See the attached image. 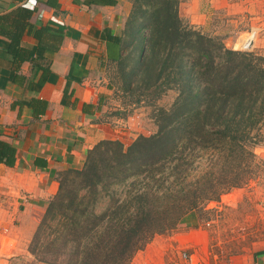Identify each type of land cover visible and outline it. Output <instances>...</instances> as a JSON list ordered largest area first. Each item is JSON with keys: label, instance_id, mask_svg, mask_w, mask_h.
I'll list each match as a JSON object with an SVG mask.
<instances>
[{"label": "trees", "instance_id": "obj_1", "mask_svg": "<svg viewBox=\"0 0 264 264\" xmlns=\"http://www.w3.org/2000/svg\"><path fill=\"white\" fill-rule=\"evenodd\" d=\"M181 1H132L128 42L139 56L118 60L120 89L159 99L174 86L178 96L169 108L156 109L155 134L128 146L100 141L80 169L59 174L58 192L29 248L39 261L50 254L65 255L67 264H129L155 236L180 228L201 205L252 180L249 169L259 164L253 149L264 136L263 59L226 49L184 22ZM32 14L26 7L0 14L7 79L20 88H31L20 73L25 62L41 71L36 85L45 83L44 53L56 52L64 37L59 27L31 24ZM24 35L38 42L34 49L22 46ZM26 106L38 116L47 104L32 98ZM15 155L0 141V164L12 167ZM43 229L51 238L39 245Z\"/></svg>", "mask_w": 264, "mask_h": 264}, {"label": "crops", "instance_id": "obj_2", "mask_svg": "<svg viewBox=\"0 0 264 264\" xmlns=\"http://www.w3.org/2000/svg\"><path fill=\"white\" fill-rule=\"evenodd\" d=\"M240 2L183 0L178 14L201 29L213 12L229 10ZM17 7L33 10L30 23L34 26L59 27L64 37L56 52L44 53L49 73L41 87L36 85L41 71L35 73L29 62L21 65L20 73L31 82V88L8 81L10 63L5 40L0 37V141L16 150L12 167L0 164V224L7 226L11 235L12 257L16 249L11 242L14 237L27 242L33 235L48 202L58 192L62 171L80 169L87 151L100 141L118 140L127 146L140 130V117L132 111L135 105L121 102L113 84L118 60L125 62L130 53L136 61L139 56L128 42L132 0H114L113 4L99 0H0V14ZM37 43L28 35L21 42L27 49H34ZM32 98L46 102L42 115H34L26 106ZM185 236L178 232L154 239L130 264H163L173 246L190 245L184 242ZM166 241L173 244L166 246ZM231 264H264V247Z\"/></svg>", "mask_w": 264, "mask_h": 264}, {"label": "rangeland", "instance_id": "obj_3", "mask_svg": "<svg viewBox=\"0 0 264 264\" xmlns=\"http://www.w3.org/2000/svg\"><path fill=\"white\" fill-rule=\"evenodd\" d=\"M197 30L221 42L226 49L247 52L262 58L264 66V0H241L237 7L215 11L206 26ZM250 39L252 47L245 49L244 46ZM113 84L118 90L117 95L121 102H131V105H135L132 111L137 112L140 117V130L136 133L138 136L148 137L155 134L158 131L155 121L156 109L169 108L178 96L174 86L165 91L159 99L152 97L154 95H140V91L133 94L124 92L120 89L118 71L116 82ZM136 99L143 101L134 103ZM253 153L258 157L259 164L256 162V166L250 167L253 175L247 185L223 194L218 201L206 202L190 213L180 228L157 235L150 241L156 238L165 239L178 232L186 233L183 239L190 245L179 249L173 246L166 252L163 264H186L181 260L183 252L193 253L204 264H231L232 261L247 258L264 247V136L261 143L254 147ZM43 215L44 213L27 242H20L14 237L16 241L11 243L15 245L16 250L10 264H67L68 257L65 255L57 257L45 254L44 263L29 252ZM0 226L8 229L5 225ZM8 237L11 238V235L8 234ZM50 238L49 230L43 229L39 236V245L47 243ZM172 244L173 241L164 243L166 246ZM147 245L141 251L145 250ZM139 253L140 251L134 257Z\"/></svg>", "mask_w": 264, "mask_h": 264}, {"label": "built area", "instance_id": "obj_4", "mask_svg": "<svg viewBox=\"0 0 264 264\" xmlns=\"http://www.w3.org/2000/svg\"><path fill=\"white\" fill-rule=\"evenodd\" d=\"M252 42V41H251ZM10 247V238L8 237V229L0 226V264H10L12 255ZM181 260L186 264H204L203 261L199 260L193 253L183 252L181 254Z\"/></svg>", "mask_w": 264, "mask_h": 264}, {"label": "water", "instance_id": "obj_5", "mask_svg": "<svg viewBox=\"0 0 264 264\" xmlns=\"http://www.w3.org/2000/svg\"><path fill=\"white\" fill-rule=\"evenodd\" d=\"M251 47H252V42H248V44L244 46L245 49H250Z\"/></svg>", "mask_w": 264, "mask_h": 264}, {"label": "bare ground", "instance_id": "obj_6", "mask_svg": "<svg viewBox=\"0 0 264 264\" xmlns=\"http://www.w3.org/2000/svg\"><path fill=\"white\" fill-rule=\"evenodd\" d=\"M251 41H252V39L248 40L246 44H248V42H251Z\"/></svg>", "mask_w": 264, "mask_h": 264}]
</instances>
